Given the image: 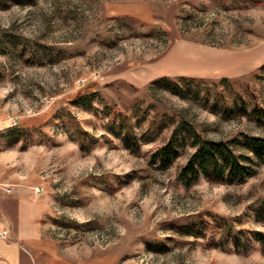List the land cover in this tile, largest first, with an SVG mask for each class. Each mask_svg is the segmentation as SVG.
Listing matches in <instances>:
<instances>
[{"label":"rangeland","instance_id":"obj_1","mask_svg":"<svg viewBox=\"0 0 264 264\" xmlns=\"http://www.w3.org/2000/svg\"><path fill=\"white\" fill-rule=\"evenodd\" d=\"M255 105L264 0H0V181L39 203L36 264H264L255 240H209L213 214L264 232V163L186 187L188 140L165 168L152 159L182 120L264 138L241 111Z\"/></svg>","mask_w":264,"mask_h":264},{"label":"trees","instance_id":"obj_2","mask_svg":"<svg viewBox=\"0 0 264 264\" xmlns=\"http://www.w3.org/2000/svg\"><path fill=\"white\" fill-rule=\"evenodd\" d=\"M221 81L227 80L222 78ZM85 95L82 94L79 97L83 98ZM241 111L257 122L264 120V108L255 105L250 111L244 109ZM122 118L126 130L131 133L127 117L122 115ZM186 140L193 147V151L177 175V180L186 187L197 182L202 175L213 182L241 183L255 173V168L250 167L247 164L248 161H254L257 164L264 163V138L240 133L229 141L213 140L201 135L192 124L185 120L174 126L168 141L155 150L152 159H158L159 166L165 168L169 161L178 155L176 141L185 143ZM234 146H239L250 152L251 160L247 158L246 154L235 152ZM212 216V224L217 229L223 228V232L215 240H213L214 236L211 232L209 240L212 245H218L222 250L228 251L230 242L235 249L241 247L245 252H248L254 249L252 240H255L262 248L264 247V232L245 228L236 229L227 219L217 214ZM205 223L206 226H211L210 222Z\"/></svg>","mask_w":264,"mask_h":264},{"label":"crops","instance_id":"obj_3","mask_svg":"<svg viewBox=\"0 0 264 264\" xmlns=\"http://www.w3.org/2000/svg\"><path fill=\"white\" fill-rule=\"evenodd\" d=\"M33 197L20 188L11 186L10 192L0 188V232L4 231L0 236V264H36L34 254L42 238L40 207Z\"/></svg>","mask_w":264,"mask_h":264},{"label":"built area","instance_id":"obj_4","mask_svg":"<svg viewBox=\"0 0 264 264\" xmlns=\"http://www.w3.org/2000/svg\"><path fill=\"white\" fill-rule=\"evenodd\" d=\"M0 188H2L4 191L9 192L11 190L10 185L8 183H3L0 181ZM40 189L38 187H35V191H39ZM0 236H4V231L0 232Z\"/></svg>","mask_w":264,"mask_h":264}]
</instances>
